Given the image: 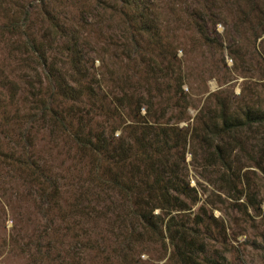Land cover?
Instances as JSON below:
<instances>
[{
    "label": "rangeland",
    "instance_id": "1",
    "mask_svg": "<svg viewBox=\"0 0 264 264\" xmlns=\"http://www.w3.org/2000/svg\"><path fill=\"white\" fill-rule=\"evenodd\" d=\"M61 77L80 95L59 93ZM220 101L250 124L208 131ZM143 129L148 156L193 187L171 212L184 241L167 211L157 230L141 220L85 138L126 141L128 177ZM182 252L264 264V0H0V264H187Z\"/></svg>",
    "mask_w": 264,
    "mask_h": 264
},
{
    "label": "trees",
    "instance_id": "2",
    "mask_svg": "<svg viewBox=\"0 0 264 264\" xmlns=\"http://www.w3.org/2000/svg\"><path fill=\"white\" fill-rule=\"evenodd\" d=\"M74 38L75 37H73V40ZM79 57L80 55L74 57L75 60L72 59L71 64L74 71L78 73V76H81L80 74L82 71L77 62ZM74 80L75 82L77 81L76 79ZM55 84L58 92L63 95L72 97L80 95L78 88L64 81V77H61V80L58 82L56 80ZM218 104L219 108L216 114L219 116V122L216 121L218 119L217 116H215L213 121L204 122L205 128L208 131L210 130L211 133L215 135L225 134L231 131H236L243 124H250L251 115L249 111H246V116L242 118L237 116L238 114H236V111L229 110L228 104L225 102L220 101ZM138 109L139 106H137V110ZM144 133H146V131L143 129L141 136L135 137V141L140 144L142 150L141 153H143L142 164L138 165V163H132L130 165L131 174H129L128 177H125L123 174L124 171H122V167L126 162H130L126 161V158L130 156L132 149V147L128 146L126 141H123L118 147L113 146L110 148L111 150H109L110 146L108 140L101 137L98 133H93L96 136L95 139H92L90 134L85 138H87L89 142H92L94 149L107 153L110 163L117 167L111 176L112 186L121 191L124 190L126 196L132 200L134 210L138 212L141 220L157 230V224L162 220V217H160L161 213L159 211L154 212V209L159 208L160 210L167 211L166 213H171L172 211L188 207V203L183 195L190 198V190H193V187H190L186 181L178 179L176 173H172L171 175V172L164 168L165 163H162L160 159H151L150 155L148 156L146 148L150 144H147L143 140ZM218 147L219 145L217 143L215 145V148L217 149L215 152V158L224 167L229 169L231 164L227 161V155ZM118 163H120V165H118ZM118 166L122 167L120 168ZM108 167L111 170V165ZM138 172H140V174H137ZM175 213L176 212L170 214L166 221V225L168 229L174 231L170 233L172 238L178 237L184 241L187 239V226L182 223L175 225ZM185 252H182V260L185 263L199 264V261L191 256V254Z\"/></svg>",
    "mask_w": 264,
    "mask_h": 264
}]
</instances>
